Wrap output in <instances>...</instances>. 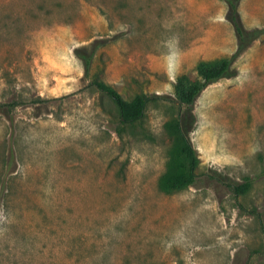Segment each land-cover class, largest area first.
<instances>
[{"label":"rangeland","instance_id":"obj_1","mask_svg":"<svg viewBox=\"0 0 264 264\" xmlns=\"http://www.w3.org/2000/svg\"><path fill=\"white\" fill-rule=\"evenodd\" d=\"M224 10L220 0H0V264H264L254 215L264 221V51L199 94L198 176L169 192L158 178L173 109L149 103L123 129L90 86L126 101L171 97L177 76L194 80L199 60L222 57L215 37L233 34ZM92 48L85 78L75 51ZM212 171L250 185L234 197Z\"/></svg>","mask_w":264,"mask_h":264},{"label":"trees","instance_id":"obj_2","mask_svg":"<svg viewBox=\"0 0 264 264\" xmlns=\"http://www.w3.org/2000/svg\"><path fill=\"white\" fill-rule=\"evenodd\" d=\"M225 6L224 20L231 26L235 36V49L228 56L217 57L210 60H199L194 67L196 78L189 80L185 75H179L172 84V96H158L137 94L130 101L124 100L111 86L92 80V86L97 92L108 98L116 108L118 122L123 129H134L139 126L145 116L149 103H162L173 109L172 115L163 123L162 128L168 137L169 147L165 170L158 178V186L163 192L178 188L185 184H192L197 178L195 173L196 157L189 140L195 118L192 113L193 104L199 94L209 85L221 79H230L236 76L235 61L253 43L264 36V27L245 29L242 25L238 4L240 0H220ZM81 61L83 76L89 75L94 48L87 51H75ZM216 183L226 187L234 197L241 195L250 185V179L241 183L231 181L219 173L210 172ZM204 176V174L202 175ZM240 210L242 207L238 206ZM261 221V231L264 243V221L259 214H254Z\"/></svg>","mask_w":264,"mask_h":264},{"label":"crops","instance_id":"obj_3","mask_svg":"<svg viewBox=\"0 0 264 264\" xmlns=\"http://www.w3.org/2000/svg\"><path fill=\"white\" fill-rule=\"evenodd\" d=\"M264 0H240L238 4V13L242 22V25L245 29L252 28H261L264 27V4L261 5V2ZM262 17V18H261ZM263 22H261V20ZM233 32V31H232ZM219 44L226 45V50L220 53V56H228L230 55L236 45L234 33L231 35L228 32L227 36L217 35L215 37ZM259 48L264 51V36L251 43V45L247 48V50L239 57L242 58L245 56L251 49Z\"/></svg>","mask_w":264,"mask_h":264}]
</instances>
